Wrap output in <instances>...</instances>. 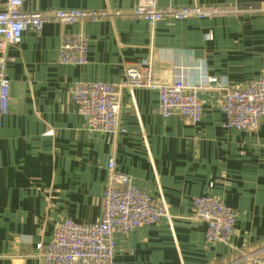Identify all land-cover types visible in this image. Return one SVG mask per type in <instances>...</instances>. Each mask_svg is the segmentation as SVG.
Segmentation results:
<instances>
[{
    "label": "crops",
    "instance_id": "0c3cea01",
    "mask_svg": "<svg viewBox=\"0 0 264 264\" xmlns=\"http://www.w3.org/2000/svg\"><path fill=\"white\" fill-rule=\"evenodd\" d=\"M161 7L217 10L209 17L150 23L131 14L138 0H24L29 12L112 10L113 19L47 22L8 44L9 110L0 115V264H45L41 251L64 219L102 218L108 161L163 202L169 216L115 232L113 264H246L264 256V117L255 130L225 126L223 86L242 87L264 75V0H154ZM8 0H0V11ZM89 38L85 64H65L63 34ZM152 61L154 79L172 82L198 64L218 78L200 92L197 123L180 113L164 117L159 92L120 90L125 131H90L72 102L75 83L121 82L126 69ZM214 196L236 217L226 241L209 240L193 217L194 196Z\"/></svg>",
    "mask_w": 264,
    "mask_h": 264
},
{
    "label": "built area",
    "instance_id": "2783aa9c",
    "mask_svg": "<svg viewBox=\"0 0 264 264\" xmlns=\"http://www.w3.org/2000/svg\"><path fill=\"white\" fill-rule=\"evenodd\" d=\"M24 0H8L0 11V115L8 113L11 81L7 74L8 44H19L28 30L40 31L47 22L77 24L87 20L113 19L120 12L112 10H50L29 12L23 9ZM264 11V1L261 4ZM217 10L193 6L159 7L154 0H138L131 14L155 23L164 19L183 20L204 18ZM89 38L84 32L65 33L59 58L65 64H85L88 60ZM195 75L186 69L170 83L154 79L152 61L142 59L126 69L121 82H79L71 88V99L90 131L115 133L125 131L120 122V90L141 87L159 92V111L164 117L180 113L193 123L203 115L200 92L212 89L218 78L208 76L201 65ZM221 109L226 116L225 126L238 130H255L264 117V75L251 79L242 87L223 86ZM108 183L102 197L103 214L96 222L82 223L70 218L55 228L51 241L43 247L45 264H113L115 232H129L144 225L155 224L169 216L166 205L141 190L128 174L117 170L116 161H108ZM193 217L207 223L209 240L226 241L233 234L235 213L220 198L194 196ZM246 264H264V256L244 253L239 260Z\"/></svg>",
    "mask_w": 264,
    "mask_h": 264
}]
</instances>
